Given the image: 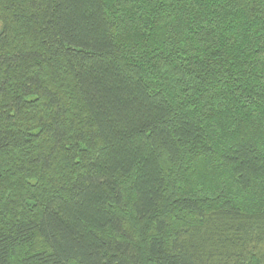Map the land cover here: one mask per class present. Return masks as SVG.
Here are the masks:
<instances>
[{"label":"trees","instance_id":"1","mask_svg":"<svg viewBox=\"0 0 264 264\" xmlns=\"http://www.w3.org/2000/svg\"><path fill=\"white\" fill-rule=\"evenodd\" d=\"M0 21V264H264V0Z\"/></svg>","mask_w":264,"mask_h":264},{"label":"rangeland","instance_id":"2","mask_svg":"<svg viewBox=\"0 0 264 264\" xmlns=\"http://www.w3.org/2000/svg\"><path fill=\"white\" fill-rule=\"evenodd\" d=\"M1 28H2V22L0 21V30H1Z\"/></svg>","mask_w":264,"mask_h":264}]
</instances>
